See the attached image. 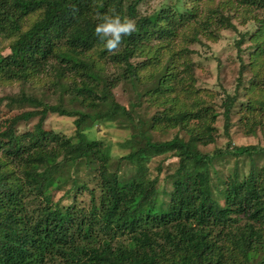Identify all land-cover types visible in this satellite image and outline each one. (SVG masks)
<instances>
[{
    "label": "trees",
    "instance_id": "obj_1",
    "mask_svg": "<svg viewBox=\"0 0 264 264\" xmlns=\"http://www.w3.org/2000/svg\"><path fill=\"white\" fill-rule=\"evenodd\" d=\"M142 1L0 0V82L19 87L0 94V264H264V0ZM110 7L137 26L116 54L91 18ZM233 19L253 23L248 63L232 93L199 86L191 45ZM234 116L257 143L232 142ZM106 123L126 132L115 156ZM158 157L177 159L164 185Z\"/></svg>",
    "mask_w": 264,
    "mask_h": 264
},
{
    "label": "rangeland",
    "instance_id": "obj_2",
    "mask_svg": "<svg viewBox=\"0 0 264 264\" xmlns=\"http://www.w3.org/2000/svg\"><path fill=\"white\" fill-rule=\"evenodd\" d=\"M186 0H144L139 3L137 6L138 11L141 14L150 13L157 8L168 5L175 4L179 6L180 9L184 5H188L185 3ZM240 21V20H239ZM238 20L233 19V23L235 25V29H222L220 31V35L217 41L211 40H203L204 43H197L191 45V48L194 50L193 58L197 62V67L195 70V75L197 78V84L202 87H208L214 90H218L221 93H232L235 86V77L237 75V70L239 67V59L241 56L244 62L248 63V55L243 51V49L247 46V40L241 42L240 48L241 52H238L236 47L237 41L239 40V33H242L246 30H250L253 27V23L241 24ZM4 50V51H3ZM1 52L6 53L8 49H3ZM108 71L113 70L115 66L108 64L106 65ZM249 76V72L246 71L245 78ZM48 77H41L44 81ZM19 87L16 84L8 83L4 84L0 82V94L3 92L10 93L11 91H18ZM52 89L47 90V94L52 93ZM212 90V93L215 91ZM130 92L124 90L123 95H118V99L120 101H125L124 97L129 96ZM217 102L220 101V98L216 99ZM1 120V117H0ZM73 118L67 116H59L50 114L48 115L45 126L53 128L57 132L61 134H65L66 136H72L75 132L74 125L72 123ZM221 124L222 118H219V121H216L215 125L220 128L221 132ZM242 124L243 121L238 120V116H234L232 120V126L230 128V138L233 143L237 144H255L258 142V136H245L242 133ZM104 132L100 131L99 135L103 136L107 139V144L110 147L111 153L115 156L121 151L119 149V144L122 139L126 136L125 130L122 128H118L114 124H104L103 126ZM226 141L225 137H222L220 140L214 143H210L206 146H201V150L203 151H212L215 146H222L223 142ZM261 145H264V138H260ZM119 150V151H118ZM115 158V157H114ZM158 161H152L150 163V174L157 175L156 166L160 165L161 173H159V184H166L165 177L172 170L171 167L175 166L177 163V159L175 157L162 158L158 157ZM264 162V159L262 160ZM127 168L126 170H128ZM129 172H126L124 176H128ZM58 194L55 196L57 197ZM78 199H89V196L83 195Z\"/></svg>",
    "mask_w": 264,
    "mask_h": 264
},
{
    "label": "clouds",
    "instance_id": "obj_3",
    "mask_svg": "<svg viewBox=\"0 0 264 264\" xmlns=\"http://www.w3.org/2000/svg\"><path fill=\"white\" fill-rule=\"evenodd\" d=\"M91 18L95 25V36L103 42L105 49L113 54L119 51L123 37H131L137 32L136 21L122 16L115 7H110L105 12L96 11Z\"/></svg>",
    "mask_w": 264,
    "mask_h": 264
}]
</instances>
